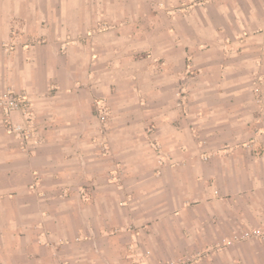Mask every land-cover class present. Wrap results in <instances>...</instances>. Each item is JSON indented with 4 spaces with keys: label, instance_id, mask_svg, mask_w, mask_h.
Returning a JSON list of instances; mask_svg holds the SVG:
<instances>
[{
    "label": "crops",
    "instance_id": "crops-1",
    "mask_svg": "<svg viewBox=\"0 0 264 264\" xmlns=\"http://www.w3.org/2000/svg\"><path fill=\"white\" fill-rule=\"evenodd\" d=\"M108 1L0 0V96L27 93L29 120L19 110L11 117L32 124L29 145L22 146L6 130L0 107V264L15 255L19 264H175L195 251L188 264H264V239L250 238L253 228L264 229V110L253 90L264 83V30L245 29L233 43L201 41L197 48L210 57L197 58L189 76L188 41L171 29L157 51L126 62L107 49L103 33L92 39L109 12L123 13L121 0ZM152 1L131 3L137 15L153 16ZM189 79L196 81L194 115L181 99L189 95ZM78 80H131L132 95L144 97L132 103L130 117L115 107L105 138L119 149L110 154L96 148L102 132L91 92L77 91ZM141 119L152 123L149 135L139 131ZM150 138L179 150L181 164L201 150V141L228 144L207 166L176 168L157 159L163 175L210 167L215 181L207 192L216 188L222 198L150 202L159 178L151 166L142 178L131 171L124 188L106 180L109 165L90 169L96 157L139 156ZM125 197L129 205L120 207Z\"/></svg>",
    "mask_w": 264,
    "mask_h": 264
},
{
    "label": "rangeland",
    "instance_id": "rangeland-1",
    "mask_svg": "<svg viewBox=\"0 0 264 264\" xmlns=\"http://www.w3.org/2000/svg\"><path fill=\"white\" fill-rule=\"evenodd\" d=\"M121 1L124 8L123 13L121 15H114L109 12V15L103 18L99 29L91 32L92 39H94V34L103 33V37L100 39L107 41V46H109L107 49L126 62V59H130L131 57L142 59L147 57L152 50L157 51V45L163 43L167 30L171 29L173 30V34L188 41L187 59L189 76L191 74L195 75L196 66L194 63H196L197 58L210 57L209 53L203 52L201 48H197V45L201 41L212 43L215 40L216 44L233 43L234 38L237 40L242 38V32L245 29L264 30V0H153L151 4L152 9L155 11V15L153 16L137 15L131 0ZM108 5H110V0L108 1ZM145 41H147V45H150H145ZM113 46H116V48H112ZM158 50L160 53L158 52L156 55H163L162 48H158ZM239 73V71L235 72L236 75H239ZM195 83L196 81L189 79V95L187 96L186 93H183L186 97L184 98L183 95L181 97L185 105H188V112L191 115H194L195 112V108L193 107L195 106L196 99L190 96V92L191 87ZM213 83L214 80L210 79L209 84L212 85ZM94 84L95 86H93ZM217 85L216 82L215 86ZM75 87L78 89L77 91L86 89L91 92L95 126L101 130L103 137L95 144L96 148L104 154H110L115 148L119 149V146L116 145L114 148L108 139L105 138L108 131H106L105 127L111 125L110 120L115 107L117 109L124 107L123 111L130 117L132 103H140L141 100H144V97L140 96V99H138L139 96L132 95L133 82L131 80L92 82L78 80ZM253 87V90H257V95L255 96L256 106L264 110V83L257 81ZM82 101L83 98L77 102L82 104ZM191 107L192 111H190ZM139 122L140 133L149 135L152 123H148V120L144 121V119H141ZM199 145L201 146V150L198 153L193 150L194 144L188 145L193 150L192 158L189 162L181 164L179 150L177 152L175 149H172L171 147L173 146L164 143L163 138H152L150 143L140 145L139 156H133V159L131 156L129 160H122L115 159L114 156L110 155L106 162L104 159L100 160L99 157H96V160L91 162L90 169L94 170V172L103 171V168L109 165L108 174L105 177L106 180L118 183L124 188L125 184L131 183L133 180L131 171H138L139 175L136 178H142V174L151 166L152 171H154L153 173L159 178L155 179V192L154 196L150 198V202L165 199L174 202L181 200L182 196L184 202L193 204L201 199H207L208 196H211L210 198H222L216 188L214 192H207L208 188L212 187L215 181L210 167L204 168V172L200 174H191L188 171L185 174L184 171L178 169L173 174L163 175L161 172L163 166H158L157 159L161 155L167 158L166 163L168 165H175L176 168L180 166L185 168L186 164L194 162L207 166L210 159L218 153L219 148L226 147L228 144L215 145L207 141H201ZM147 152L152 154L154 162L143 159V156ZM155 162L157 166H154L153 163ZM96 178L99 179V176L97 175ZM100 179H103V174L100 176ZM132 193L135 194L134 192ZM118 204L120 207L128 206L129 198L125 197ZM114 211L116 213V209ZM131 213L128 212L129 217ZM127 228L130 230L134 229L135 226L128 225ZM250 238L264 239V229L253 228L250 231ZM196 254L198 253L195 251L192 255L185 254L182 257H178L180 259L175 264H188L197 258ZM158 258L155 257L154 260ZM4 259H7L10 264H19L22 260L17 255ZM153 262L156 263L155 261Z\"/></svg>",
    "mask_w": 264,
    "mask_h": 264
},
{
    "label": "built area",
    "instance_id": "built-area-1",
    "mask_svg": "<svg viewBox=\"0 0 264 264\" xmlns=\"http://www.w3.org/2000/svg\"><path fill=\"white\" fill-rule=\"evenodd\" d=\"M0 107L4 115V124L7 131L14 133L18 138L22 139V146L27 147L29 142L27 141L31 137L32 124L21 125L14 123L11 112L15 110L21 111L27 116L29 120V113L31 110V102L27 93H15L9 91L0 96ZM162 158V156H160ZM162 163V159H159Z\"/></svg>",
    "mask_w": 264,
    "mask_h": 264
}]
</instances>
